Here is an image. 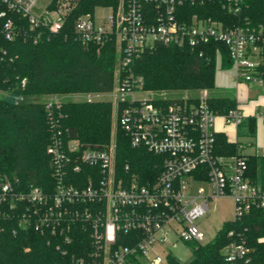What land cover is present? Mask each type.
I'll use <instances>...</instances> for the list:
<instances>
[{"label": "built area", "instance_id": "2783aa9c", "mask_svg": "<svg viewBox=\"0 0 264 264\" xmlns=\"http://www.w3.org/2000/svg\"><path fill=\"white\" fill-rule=\"evenodd\" d=\"M248 0H225L238 12ZM38 0H0L7 10L21 14L28 26L13 17L1 24V32L9 40L23 36L38 42L56 33L64 25L67 6L63 0H52L47 13L36 12ZM184 0H120L116 8L103 20L94 14L80 15L75 31L85 45L103 43L115 37L120 55L115 70L112 91L114 128L108 144L83 145L75 138L66 144L56 138L48 147L58 179L56 191L45 192L35 186L28 191L16 187L0 175V218L12 211H20L21 221L39 227L56 226L61 215H68L74 202L90 201L81 215L92 221L96 243L93 264H165L167 256L158 251L160 245L178 240L185 243L202 242L199 220L210 210V201L232 197L235 218L252 207L264 210V186L251 173L246 154H218L216 152L217 113L209 106L208 93L201 91L196 100L167 103L163 93L144 89V80L133 71L122 74L135 57L157 43L180 47H196L202 42L218 40L229 50L235 66L234 79L264 86L258 65L264 45V27L245 25L225 28L211 18L193 16L180 22L176 11ZM145 4H154L149 11ZM259 55V62L252 57ZM92 100L91 93L86 94ZM58 102L55 98L49 101ZM223 117L227 123L239 126L246 118L239 108H232ZM264 120V105L255 113ZM121 126L133 146L144 145L162 156V167L153 182L140 183L133 177H121L116 168V127ZM80 161L98 168L99 175L89 174L87 184L74 187L64 182L66 169H81ZM128 168V167H127ZM196 184H199L196 186ZM204 184V185H200ZM30 211V212H29ZM29 212V213H27ZM28 214V215H27ZM31 217H36L31 220ZM173 223H178L176 228ZM120 231L135 232L132 245H115ZM177 233L176 239L172 233ZM242 243L231 242L224 248L231 263L246 252ZM171 252H168V254ZM167 254V255H168Z\"/></svg>", "mask_w": 264, "mask_h": 264}, {"label": "trees", "instance_id": "16d2710c", "mask_svg": "<svg viewBox=\"0 0 264 264\" xmlns=\"http://www.w3.org/2000/svg\"><path fill=\"white\" fill-rule=\"evenodd\" d=\"M67 6L63 27L38 42L16 36L7 39L1 24L13 17L28 26L21 14L7 11L0 17V89L14 95L43 97L55 95L104 94L112 91L120 55L115 37L103 43L83 44L75 31L80 15L94 14L98 7L116 8L120 0H63ZM149 11L154 4H145ZM0 10H7L0 5ZM180 22L193 16L211 18L225 28L250 23L264 27V0H248L238 11L225 0H184L176 11ZM258 65L264 80V45ZM218 57L222 66L232 65L228 47L210 40L196 47L157 43L135 57L122 74L133 71L144 80L146 90H211L216 88L215 68ZM188 97V100H196ZM184 97L167 98L166 102L183 101ZM209 106L219 115L238 107L235 96H208ZM17 101L0 97V175L28 191L38 186L47 193L56 191L58 179L48 147L56 138L65 144L79 139L83 145H106L111 140L113 104L110 100L86 98L52 102ZM239 133L255 135L256 120L248 117ZM116 168L121 177H137L146 184L156 180L162 156L144 145L133 146L125 130L116 127ZM241 146L216 132L218 154H241ZM253 178L264 186V155H247ZM79 171L68 167L64 182L74 187L87 184L89 174L99 175L98 168L80 161ZM128 167V168H127ZM90 201L74 202L69 214L61 215L56 226L39 227L23 223L20 211L0 218V264H93L96 243L92 221L81 215ZM30 212V211H29ZM27 212V213H29ZM28 215V214H27ZM36 217H31L35 220ZM135 232L120 231L115 245H132ZM242 243L246 252L234 263L227 260L224 248L231 242ZM193 258L187 264H264V210L252 207L243 215L224 221L208 242H191ZM136 264H145L137 262ZM165 264H184L172 253Z\"/></svg>", "mask_w": 264, "mask_h": 264}, {"label": "rangeland", "instance_id": "374dc122", "mask_svg": "<svg viewBox=\"0 0 264 264\" xmlns=\"http://www.w3.org/2000/svg\"><path fill=\"white\" fill-rule=\"evenodd\" d=\"M52 0H38L36 5V12H45L47 13L48 4ZM111 13V10L106 7H98L95 10V17L97 20H103ZM252 60L255 62H259L260 57L259 55H255L252 57ZM235 66L232 64L228 67L222 66V60L220 57L217 59V64L215 68V84L216 88L207 90V89H200V90H184V91H177V90H152L153 92L163 93L169 98H176V97H195L201 91H206L208 95H231L236 96L237 101L239 103H246L245 110L252 111V102L249 99L259 100L260 102L263 100L262 96H264V86L253 84L250 82H246L247 87L239 86L237 81L234 79L235 74ZM93 99H105L110 100L112 98V94H91ZM0 97L10 99V100H17V101H51L55 98H59L62 100L68 99H77L81 100L85 98V94L77 93L74 95H62L59 98L55 95H47L43 97H36V96H22V95H14L11 94L9 91L1 90L0 89ZM218 120H215V128L222 127L218 124ZM113 123H114V116H113ZM114 128V124L112 127V131ZM224 130H226V135L230 140H235V134L230 131V127L225 126ZM237 141L241 147L242 154H263L264 153V120L262 118H257L256 120V133L255 135H241L237 137ZM199 184H196V186ZM204 185V184H200ZM211 207L209 212L199 220V228L204 234V238L202 242H208L213 239V237L217 234L219 229L222 227L224 221L231 220L235 218V202L232 197H219L214 198L210 201ZM174 226L178 229L180 225L178 223H173ZM171 239L177 238V233L173 231ZM178 239V238H177ZM158 251L163 257H166L168 252H171L174 256L180 259V261L184 264H187L193 258V250L192 245L189 243H185L181 240H178V243L175 247L172 246L171 242H167L164 245H160Z\"/></svg>", "mask_w": 264, "mask_h": 264}, {"label": "crops", "instance_id": "0c3cea01", "mask_svg": "<svg viewBox=\"0 0 264 264\" xmlns=\"http://www.w3.org/2000/svg\"><path fill=\"white\" fill-rule=\"evenodd\" d=\"M234 77V76H233ZM238 83V87L240 86H244V87H247L246 86V84H244L245 82H237ZM236 97V96H235ZM262 98H263V100L260 102L259 100H253V99H249V100H251V101H253L252 102V111H246L245 110V107H246V103H239V101H238V107L244 112V114H245V116H246V118L245 119H247L248 117H254L255 116V113L257 112V110L260 108V107H262L263 105H264V96H262ZM255 118V117H254ZM216 119H219L218 120V124L220 125V126H222V127H218V128H216V131L217 132H223V133H225L226 134V130H224V128H225V126H228V127H230V131H232L234 134H235V140H230L228 137V140H230V141H236V142H238L237 141V137H239V136H241V135H245V134H243V133H239V131H238V129L239 128H237V127H235V125H233V124H231V123H227L226 121H225V119H224V117H223V115H217V118ZM244 119V120H245ZM255 120H257V118H255ZM227 136V135H226ZM241 147H244V145L243 146H241ZM241 150V149H240ZM240 153H241V151H240ZM246 155H249V154H246ZM262 155H264V153L262 154ZM252 170V169H251Z\"/></svg>", "mask_w": 264, "mask_h": 264}]
</instances>
